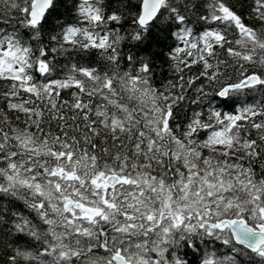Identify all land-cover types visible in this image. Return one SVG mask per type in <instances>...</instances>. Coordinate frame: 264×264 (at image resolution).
<instances>
[{
  "label": "snow or ice",
  "instance_id": "obj_1",
  "mask_svg": "<svg viewBox=\"0 0 264 264\" xmlns=\"http://www.w3.org/2000/svg\"><path fill=\"white\" fill-rule=\"evenodd\" d=\"M0 264H264V0H0Z\"/></svg>",
  "mask_w": 264,
  "mask_h": 264
}]
</instances>
